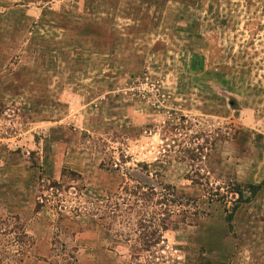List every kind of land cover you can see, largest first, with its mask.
Instances as JSON below:
<instances>
[{"label":"rangeland","instance_id":"obj_1","mask_svg":"<svg viewBox=\"0 0 264 264\" xmlns=\"http://www.w3.org/2000/svg\"><path fill=\"white\" fill-rule=\"evenodd\" d=\"M0 264H264V0H0Z\"/></svg>","mask_w":264,"mask_h":264},{"label":"trees","instance_id":"obj_2","mask_svg":"<svg viewBox=\"0 0 264 264\" xmlns=\"http://www.w3.org/2000/svg\"><path fill=\"white\" fill-rule=\"evenodd\" d=\"M246 188L248 189V192L251 194V195H254L257 193V191L259 190L260 186H253V185H248L246 186ZM242 194V193H241Z\"/></svg>","mask_w":264,"mask_h":264}]
</instances>
